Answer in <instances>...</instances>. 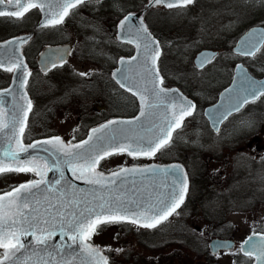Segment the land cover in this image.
<instances>
[{"label": "flooded vegetation", "instance_id": "flooded-vegetation-1", "mask_svg": "<svg viewBox=\"0 0 264 264\" xmlns=\"http://www.w3.org/2000/svg\"><path fill=\"white\" fill-rule=\"evenodd\" d=\"M116 1L83 0L82 3L77 4L75 7L65 9L63 8L65 3H75V0H35L32 3L44 5L46 14L50 18L45 23H43V8H30L21 18L0 16V24L5 23L15 26L13 31L0 34V41L22 34H30L29 38L21 45V51L29 67V76L25 88L32 100V109L28 115L27 125L22 134L23 142L30 143L38 138L59 135L69 143L81 140L92 127L116 116L117 97L119 102L122 100L119 91L126 95V100L124 101L127 102H120L123 106L127 105L130 97H133L136 100L135 106H138L137 110L139 109L137 97L122 89L112 76L111 72L115 67L114 59L109 64H105L99 57L102 54L100 50L105 44L109 51L108 56L112 52L113 57L116 55L115 46L109 47L107 45V42L110 44L111 40H115L116 38L115 19L109 18L108 21L105 20V17H108L106 14L103 16L98 14L92 16V18L86 17L88 15L86 9L95 10L91 14L100 13L104 9L113 7ZM138 6H140V3ZM186 7L175 8H182L183 12H185L188 10ZM252 10L253 18L257 19L252 23L264 24V14L262 13L261 18L258 19L257 11L255 9ZM65 12L67 13L66 15L64 14ZM74 16L79 17L77 22L83 21L82 23H84L89 21L87 23L94 25L98 31L95 35H89L91 41L95 42L97 47L93 50L85 51L89 58L95 54L98 55L97 59L94 60L98 67L88 71L73 70L79 77L73 81L67 80L66 77L53 81L51 80L53 73L68 70V67L65 64L64 66L55 67L48 72H44L39 66L40 52L48 44L70 42L65 36ZM61 18V23H55L56 20ZM242 18L245 21V17H241L240 21H242ZM104 21L108 22L110 35L108 32L106 35L99 33L100 27L98 24ZM207 26V29L211 26L213 28L219 27V32L223 33L222 20L209 22ZM177 28L179 27L177 26ZM49 31H52L53 34H49ZM158 36L162 42L161 34L159 33ZM227 37L230 39L231 34ZM219 38L220 40H217L219 45L211 47L217 50V54L203 67H198L194 63L195 54L200 49L191 56L193 58L190 60L191 64L188 66L189 68L187 67L188 69L183 66L173 65L165 70L163 65H159L163 86L167 88L177 87L195 101L193 112H191V115H183L181 126L174 129L168 143L156 151L155 155H140L143 159L133 158V160H126V158L111 166L110 169H105L101 162L94 166V171L112 172L122 167H148L156 165L157 168L153 173L156 174V196L159 199L158 211L164 207V204L174 206L175 203L179 202L181 195H174L176 192L182 194L183 203L155 228H145L142 226L144 224L142 222L131 223L132 219L128 218L127 220L106 225H97L96 230L106 229L107 231L116 233L190 232L193 230L200 231L205 227L211 226V223L206 219L203 221V224L198 219L201 216L205 217L207 215L208 206L206 204H209V200L215 195L217 187L221 186L223 188V179H221L224 173L223 163L217 161L223 160L224 155L221 158L211 155V145L214 143L215 146L225 148L227 140H231L226 132L228 124L246 112L250 117L251 123L254 122L253 131L255 135L261 137V133H264V95L246 103L241 110L233 113L222 122L218 132L211 127L205 109L207 106L214 104L219 99L223 89L231 83L236 63L241 61L246 64V60H252V65H248L251 72L258 77H264V61L258 60L259 54L264 52V45L254 56H249L235 53L233 44L236 39L231 46H228L229 42L226 40V43L225 41L223 42L222 34H220ZM72 46L75 51L74 44ZM225 53L228 54L226 55L227 60L231 58L236 59L228 65L213 64ZM9 68L12 70L8 71L7 69ZM215 68L218 69V73H216ZM14 69V65L10 67H2L0 65V89L7 88L11 84ZM107 72H109L110 77H106V79L109 78V80L103 78V75ZM81 73H85L86 75H80ZM95 76L97 77L95 78ZM44 77L50 80H45L43 79ZM94 78L98 79L95 80ZM97 86L102 89L100 94L95 91ZM73 94L75 97L72 96ZM61 115L62 117H76L77 126L71 131L70 136L61 134L55 124V117H61ZM232 131L233 129L230 130V133ZM258 145L259 139H256L254 142H250L247 148H254ZM263 148L264 145H261L260 150ZM20 173H27V177L22 178V180L16 179L3 185L0 188V195L11 191L14 187L21 184L36 181L40 177L36 172H15L0 175V179L3 180L8 177L13 179L16 178L14 177L15 174ZM185 184L187 185L186 191L184 190ZM217 194L219 195V193Z\"/></svg>", "mask_w": 264, "mask_h": 264}, {"label": "water", "instance_id": "water-1", "mask_svg": "<svg viewBox=\"0 0 264 264\" xmlns=\"http://www.w3.org/2000/svg\"><path fill=\"white\" fill-rule=\"evenodd\" d=\"M33 1L35 0H31V2ZM163 4L166 5V3ZM156 5L159 4L154 3V0H149L144 8L128 12L117 25V37L135 44L136 51L131 56L120 57L118 66L112 71V75L120 85L128 90L131 89L137 95L141 104L139 113L134 117H114L92 128L85 139L75 144H65L63 139H61L62 147L56 144L53 146L54 143H43L48 140H38L29 145L21 143V132L30 110V101L25 90L28 67L24 62L20 48L21 43L29 38L30 34L13 37L0 43V64L8 66L10 63H15L17 65L12 84L8 88L0 90V124L8 125V127L0 129V159L9 163V158L4 157L3 154L6 150H14L21 162L35 158V163L26 166L36 165L39 171L44 173V182L39 185V189H32V193L35 194L32 199L38 203L30 202L29 207L24 209L25 213L36 208L40 218L47 219L48 215L44 210L48 209L51 212L53 209L50 205H55L57 208H61L64 213L63 216L57 217V222L63 220L66 223L73 219V214L76 216L82 214L84 217H89L90 221L94 220L95 216H90V213H101L100 205H105L100 216L101 219L113 214L109 211V207L128 209L127 212L122 210L116 213L120 216L127 215L138 218L139 213L149 217L157 215V213L147 211L146 206L155 199L144 196L141 188L142 185L156 183V177L152 173L157 168L156 165L137 169L126 168L128 171L119 170L115 172L117 175L103 174V177L93 176L88 171L91 158L102 156L105 151L115 152L117 145L135 150L137 142L141 140L146 143L155 138H163L165 135L170 137L175 128L170 124V121L180 118L181 108H186L188 111L193 109L189 105H194V102L178 88H165L161 85V75L157 67V57L161 46L158 38L148 29L143 16L147 8ZM15 10L19 9L7 2L0 5V11ZM43 10V23H45L50 18L44 7ZM126 16L130 17L127 21L124 19ZM122 21L124 22L123 28L121 27ZM263 43L264 26L254 25L239 37L233 49L240 54L245 50L256 49V53ZM70 50L69 44L47 45L40 54L39 65L45 71L62 65L69 58ZM216 53L217 51L214 49L204 48L196 54L195 63L201 66V61L207 57L208 61L203 64L204 66ZM247 78L256 81L258 85L264 84V77H256L242 62H238L232 83L223 90L217 103L206 108V114L215 130H218L222 121L236 111L235 106L248 96V93L244 91L248 83ZM251 100L249 97V101ZM110 121L116 123L109 125ZM102 125L109 126L103 132L93 133V129H99ZM169 128L173 129L170 133ZM89 137H92V140L88 145H84L83 148L75 147L89 140ZM96 137H101V140L98 141ZM31 145L37 146L33 148L30 147ZM19 147L26 148L28 151L19 152ZM75 153H80L83 158L72 159V154ZM56 161L59 162V167L54 166ZM11 166L15 167L16 165L11 164ZM81 176L83 178H77ZM93 179H99L100 183H89V180ZM54 186L58 189L57 198L53 191ZM22 195L29 194L22 193ZM5 204H7V200H5ZM6 210L15 211L14 208ZM17 219L19 218L17 217ZM142 220L154 222L150 219L145 220L143 216ZM49 227V224L43 223L36 225L37 229H49ZM16 230L20 231L19 226ZM54 231L55 235L49 243L59 246V254L53 253L55 262H60L63 259L68 261V264H107L106 256L101 253L98 247L91 245L84 238L83 242L80 239L73 242L71 236L76 233L70 231L67 226L63 232L58 226ZM41 234L39 230L36 231V236ZM249 236L253 237L250 244H255V248L244 244ZM245 240L240 244V249L243 245L244 250L250 251L254 256L255 259L251 264H264V258L257 259L264 247V233H251ZM20 243L25 244V248L17 254L19 261H5V264H23L28 257L35 260L33 252L39 251L40 247L36 244L35 237L22 235ZM219 244H223L224 247H217ZM84 245H90L95 251L89 253ZM235 245L233 239L220 237H214L209 242L210 250L213 253H218L222 249L231 250ZM49 251L52 250L49 249ZM242 253L244 254V252ZM41 255L45 254L41 253ZM45 258L49 260V264H54L51 258L46 255ZM29 264H32V261H29Z\"/></svg>", "mask_w": 264, "mask_h": 264}, {"label": "rangeland", "instance_id": "rangeland-1", "mask_svg": "<svg viewBox=\"0 0 264 264\" xmlns=\"http://www.w3.org/2000/svg\"><path fill=\"white\" fill-rule=\"evenodd\" d=\"M146 0H117L115 5L111 8L102 10L100 13L91 14L95 10L86 9L88 15L86 17L92 18L100 14V16L107 15L105 20L115 19L120 17L124 12L133 10L139 5H143ZM247 1V0H244ZM243 0H196L189 5L188 10L183 12L182 8H172L166 11L164 7H157L151 10L147 16V23L151 29H155L162 36L163 51L161 54V65L167 70L168 67L173 65L183 66L188 69L191 64V56L202 47H215L219 45L217 40H220V34L223 35V42H229L228 46L235 41L239 35L238 31L241 26L239 19H229L231 14L237 15L239 18L248 17L252 13V5H249ZM261 1L259 8H264V0ZM135 2V3H134ZM255 7V6H254ZM223 10V13H222ZM264 14V12H263ZM228 15V16H227ZM222 18V19H221ZM261 16H258L260 19ZM72 24L67 28L66 38L75 46V51L68 62V69L71 71H88L97 68L95 59L97 54L89 58L86 55L87 50H93L97 47L95 42L91 41L89 35L97 34L94 25L86 21L77 22L79 17L72 18ZM223 21V33L219 32V27L213 28L211 26L207 29L209 22ZM91 21V20H90ZM99 22L100 34L106 35L108 31V22ZM207 22V23H206ZM177 26L179 28H177ZM216 26V25H215ZM15 29L14 25L5 23L0 24V34L11 32ZM179 32V33H178ZM238 33V34H237ZM49 34L53 32L49 31ZM231 34V37H227ZM219 36V37H217ZM227 37V38H226ZM85 38V39H84ZM225 38V39H224ZM225 41V43H226ZM103 42V41H102ZM121 51H126L125 47H119ZM116 50V48H115ZM100 60L109 64L113 57V52L109 55L106 44L100 50ZM227 53L220 56L217 62L213 64H231V61L236 58L226 59ZM160 60V58H159ZM227 60V61H226ZM259 61H264V52L258 56ZM230 61V62H229ZM227 62V63H226ZM252 60H246V64L252 65ZM188 67V68H187ZM216 69V68H215ZM218 73V69H216ZM67 75V73H65ZM69 80L79 78L77 75L68 76ZM67 77V78H68ZM66 78V79H67ZM49 80V78H48ZM52 80H59L57 74L52 75ZM124 101L125 96L119 94ZM72 96L75 97L73 94ZM117 101L118 97H117ZM211 101V100H209ZM128 111H130L128 109ZM133 112L135 110H132ZM241 118V119H240ZM243 118V120H242ZM249 115L242 114L228 124L226 132L229 135L230 141L227 140L226 147L211 145V155L221 158L224 155L223 163L224 173L221 176L223 179V188L217 187L215 195L209 200L207 215L201 216L203 221L206 219L211 223L210 227L198 231L193 230L190 232H150L149 235H141L142 242L139 243L135 238L129 241V252L134 258L141 260H150L148 258V248L154 247L149 245L162 244L166 241L171 243L173 248L170 253L173 256L168 257L167 260H176L173 264H236L246 263L250 260L244 257L238 250L233 252H225L208 258L204 253L207 242L212 236L228 235L235 238L238 242L243 240L249 233L258 230L263 226L264 216V148L260 150V146L264 145V133L261 137L255 135L254 122L251 123ZM242 120V121H241ZM55 124L59 128L61 134L70 136L71 131L77 126L76 117L65 116L55 117ZM233 131L230 133V130ZM263 134V135H262ZM259 139V145L254 148H247L250 142ZM258 144V143H257ZM222 149V150H220ZM127 158V159H126ZM134 156L125 152H120L109 156L104 160L102 165L105 169H110L111 166L117 164L121 160H133ZM136 159H143L142 157H135ZM216 162V163H217ZM16 178L0 179V188L8 182H13L16 179L27 177V173L15 174ZM219 193V195L217 194ZM97 234L94 235L95 239L100 240L102 243L113 241L116 237V232H110L106 229H98ZM147 234V233H145ZM144 238V240H143ZM176 250V252L174 251ZM153 251V250H151ZM164 250L163 256H166ZM155 253V252H154ZM194 260V261H193Z\"/></svg>", "mask_w": 264, "mask_h": 264}, {"label": "snow or ice", "instance_id": "snow-or-ice-1", "mask_svg": "<svg viewBox=\"0 0 264 264\" xmlns=\"http://www.w3.org/2000/svg\"><path fill=\"white\" fill-rule=\"evenodd\" d=\"M7 2L9 5H15V7L19 10L15 11H0V16H9V17H15V18H21L24 16V13L27 12L30 8H43L44 5L42 4H36L32 3L31 0H0V5H3ZM83 0H75V3H65L63 5V8L68 7H75L77 4L82 3ZM154 3L160 4V3H166V6L169 8L173 7H186L188 5H191L194 3V0H154ZM67 14L66 12L64 13ZM125 21L129 20L130 17L126 16ZM62 18L59 20H56L55 23H61ZM124 22H121V27L123 28ZM139 31V29H138ZM146 31V30H145ZM256 49L251 50H245L242 54L244 55H254ZM155 59V58H154ZM208 61V58L205 57L204 60L201 61V66L205 62ZM8 71H11L12 69H7ZM80 75H86L85 73H81ZM248 79V83L244 89L248 93V96H246L243 100L240 101L238 105L235 106V110L239 111L240 107L243 106V104H246L249 102V97L252 100H255L258 98V96L264 95V84L258 85L256 81H252L250 78ZM123 87V85H121ZM131 91V89H129ZM189 107L194 108V105H189ZM191 115V112L188 111L186 108L180 109V118L179 119H173L170 121L171 125H174V127L178 128L181 126V121L183 119V115ZM143 115V113H141ZM175 117V113L173 114ZM116 123L115 121H110V124ZM109 125H102L99 129H93V133L97 132H103L105 128H107ZM5 127H8V125L0 124V129H3ZM172 128H169V133L172 131ZM169 136L165 135L163 138H155L153 140H149L146 143L144 141L137 142V148L135 150H129L127 146L123 145H117V151L116 153L107 152L105 151L102 156H97L94 158H91V163L88 166V171L93 176H100L103 177V173H96L94 171V166L99 163V160L104 159L105 156L118 154L120 152H127L129 155H136V154H142V155H155L156 151H158L161 147H164L169 140ZM96 139L99 141L101 140V137H96ZM92 140V137H89V140L84 141L82 144H78L75 147L77 148H83L84 145H88L90 141ZM43 143L47 144H56L63 146V141L60 139V137H55L53 140L44 141ZM37 145H31L30 147L35 148ZM19 152H27L28 149L19 147ZM46 151V149H45ZM4 157L9 158V163H6L4 160L0 159V175L7 174V173H15V172H36L38 175L41 176L40 181H30L25 184H21L17 187H14L12 191L5 193L4 195H0V248L4 249V255L3 259H0V264H5V261H19V257L17 256L18 253L21 252L22 249L25 248V244L20 243V236H34L36 240V244L39 247V251L33 252V256H35V260H32V257H28L27 260L23 262V264H29V261H32V264H49V260L45 258V255L49 258H51L54 261V264H68V261L61 260L60 262H55V258L53 256V253L59 254V246L55 244H50L49 241L52 239V237L55 235L54 229L58 226L61 230V232L64 231L65 227L67 226L68 229L72 232H75L76 234L71 236V240L73 242L77 241L78 239L83 242V238L85 236V233H88V235H91L96 231L97 225H106L109 223L119 222L121 220H127L128 216H120L116 213H119L120 211L127 212L128 209H120V208H111L109 207V211L113 214L106 217L105 219H101L100 216L103 213V209L105 208V205H100L101 207V213H90L91 215L95 216L94 220H89V217H84L82 214L80 216H76L73 214V219L71 221H67V223L63 220H60L57 222V217L63 216L64 213L61 208H57L55 205H50V207L53 209V211L49 212L48 209H45L44 211L47 213L48 218L42 219L40 218L39 211L36 208L31 209V211L25 213L24 209H27L29 207V203H38V201H34L32 197H34V193H32V189H39V185L43 183V175L44 173L42 171H38L37 167H28L26 165L35 163V158L32 160H26L21 162L19 160V157L17 155V152L14 150H6L4 152ZM77 158H83L81 157L80 153L72 154V159ZM11 164H15L16 166L13 167ZM55 167H59V162H54ZM121 171H128L126 169H122ZM113 175H117L116 173H113ZM78 179L83 178L77 177ZM58 183V181H57ZM89 183H100L99 179H93L89 180ZM184 190H187V185H184ZM22 193H28L29 195H22ZM174 195H181V199L179 202L175 203V205L171 204H164L163 201H161L162 204H164V207H162L159 210V214L154 216H146L143 213H140V216H143L145 220H153V223H144L142 226L145 228H155L158 224H160L163 220H166L169 215H171L173 212H175L176 208L180 206L181 203H183L182 194L179 192H176ZM5 200H7V204H5ZM14 208L15 211H7L6 209ZM133 215H136V213H133ZM17 217L19 219H17ZM139 219H132L131 223H138ZM49 224V229H37L36 225L38 224ZM26 225V227H25ZM19 226L20 231H17V227ZM31 229V231H29ZM39 230L42 234L40 236H36V231ZM46 233V234H45ZM253 237L249 236L247 240H245V245H250L251 248H255V244H250L252 242ZM85 249L89 251V253L95 251L91 248L90 245H84ZM217 247H224L223 244L217 245ZM51 249L52 251H49ZM240 251L244 252L245 255H251L250 251H245L244 246H241ZM41 253H44L45 255H41ZM264 258V247L261 249V254L257 259Z\"/></svg>", "mask_w": 264, "mask_h": 264}, {"label": "trees", "instance_id": "trees-1", "mask_svg": "<svg viewBox=\"0 0 264 264\" xmlns=\"http://www.w3.org/2000/svg\"><path fill=\"white\" fill-rule=\"evenodd\" d=\"M244 1V0H243ZM256 0H247V1H244V2H247L249 5H254V6H257V5H260L261 4V1H257V2H255ZM252 9H255V8H252ZM256 10V9H255ZM258 10V9H257ZM228 16V15H227ZM230 17L231 18H234V20H236V19H239V20H241V18H239L237 15H234V14H231L230 16H229V19H230ZM257 19H254L253 18V10H252V13L251 14H249V16L248 17H245V21H244V19L242 18V21H241V26H240V28H239V30H241V29H243V28H245L246 26H248L250 23H252V22H254V21H256ZM157 33V32H156ZM107 45L109 46V47H113V46H115V48H116V50H115V54H116V56L118 55V54H121V53H124V51H121L120 49H118L119 47H127V48H129V47H131V45L130 44H126V43H123V42H119V41H117L116 39L115 40H111V43L109 44V42H107ZM100 75H102L101 73H100ZM104 77V79L105 80H109V78H107L106 79V77H110L109 76V72H107L106 74H104L103 75ZM97 76H95V78H96ZM94 78V79H95ZM44 79V78H43ZM98 79V78H97ZM97 79H95V80H97ZM117 88H118V86H117ZM95 91H97V92H99V94L101 93V91H102V89L100 88V87H98L97 86V88L95 89ZM129 105L127 104L126 106H123L120 102H118V101H116V115H131V114H133V113H128V112H126L125 110H126V107H129V106H132V109H134V107H136L135 105H136V100L133 98V97H130L129 98ZM169 246V245H168ZM168 246H166V245H164L163 247H160L159 249H167L168 248ZM176 252V251H175ZM169 255H171V256H173V253H170V254H166V256L165 257H163L162 256V258H161V256H159V257H157L156 259H154V258H152L153 260H145V258H144V260H141V259H137V257L135 258V260H126V261H128V263L127 264H173V262H175L176 260H167V258L168 257H171V256H169ZM155 256V255H154ZM137 259V260H136ZM165 259V260H164ZM194 261V260H193ZM123 263V262H122ZM121 263V264H122ZM126 264V263H125Z\"/></svg>", "mask_w": 264, "mask_h": 264}]
</instances>
